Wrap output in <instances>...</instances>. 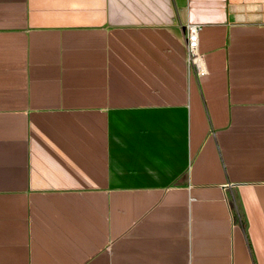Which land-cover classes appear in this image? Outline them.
Returning a JSON list of instances; mask_svg holds the SVG:
<instances>
[{
    "label": "crops",
    "instance_id": "crops-1",
    "mask_svg": "<svg viewBox=\"0 0 264 264\" xmlns=\"http://www.w3.org/2000/svg\"><path fill=\"white\" fill-rule=\"evenodd\" d=\"M0 264H264V0H0Z\"/></svg>",
    "mask_w": 264,
    "mask_h": 264
},
{
    "label": "built area",
    "instance_id": "built-area-1",
    "mask_svg": "<svg viewBox=\"0 0 264 264\" xmlns=\"http://www.w3.org/2000/svg\"><path fill=\"white\" fill-rule=\"evenodd\" d=\"M200 29L201 27L199 25L194 24H187L184 27L186 62L190 72L198 77L205 74L202 65V56L197 51L198 33Z\"/></svg>",
    "mask_w": 264,
    "mask_h": 264
}]
</instances>
